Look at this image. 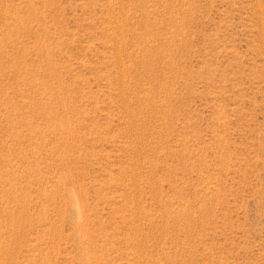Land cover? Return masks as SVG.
Listing matches in <instances>:
<instances>
[{
    "label": "rangeland",
    "instance_id": "374dc122",
    "mask_svg": "<svg viewBox=\"0 0 264 264\" xmlns=\"http://www.w3.org/2000/svg\"><path fill=\"white\" fill-rule=\"evenodd\" d=\"M0 264H264V0H0Z\"/></svg>",
    "mask_w": 264,
    "mask_h": 264
}]
</instances>
